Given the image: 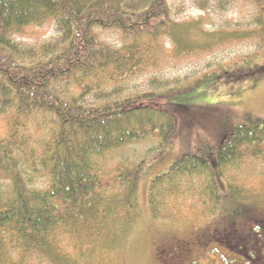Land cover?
<instances>
[{
  "label": "trees",
  "instance_id": "trees-1",
  "mask_svg": "<svg viewBox=\"0 0 264 264\" xmlns=\"http://www.w3.org/2000/svg\"><path fill=\"white\" fill-rule=\"evenodd\" d=\"M171 11L169 0H0V114L10 109L8 130L5 121L0 137V264H94L101 217L112 213L120 201H108L98 192L102 175L98 160L114 149L150 138L165 146L181 122L168 106L138 104L154 98V93L111 99L102 90L108 87L87 82L106 78L108 68L122 69L108 71L114 74L111 80L120 72H136L132 67L138 58L103 40L97 29L158 43L170 35L178 47L183 35ZM258 21L264 24V17ZM45 23L58 36L44 46L39 58L28 60L18 36L27 27ZM234 73L236 80L264 77V68ZM70 82L75 89H61ZM91 94L105 99L88 103L84 98ZM37 115L47 119L50 131L31 145L35 156L30 170L23 162L28 150L12 141L22 132L29 133L30 118ZM8 134L12 141L2 139ZM263 139L262 119L223 132L215 165L222 170L236 163L243 155L242 145ZM37 172L42 181L36 186L32 175ZM218 174L199 155L184 154L151 183L150 203L154 206L157 185L192 175L204 176V185L212 183L213 193L220 196ZM130 188L134 189L133 183ZM246 212L241 228L253 217Z\"/></svg>",
  "mask_w": 264,
  "mask_h": 264
},
{
  "label": "rangeland",
  "instance_id": "rangeland-1",
  "mask_svg": "<svg viewBox=\"0 0 264 264\" xmlns=\"http://www.w3.org/2000/svg\"><path fill=\"white\" fill-rule=\"evenodd\" d=\"M169 3L173 22L179 25L176 29L180 27L183 35L178 47L170 35L158 43L145 37L135 41L117 30L97 29L103 40L125 47L129 57L138 58L132 67L136 72L119 75L120 72L111 80L114 74L108 71L122 69L108 68L106 78L96 82L88 78L87 82L93 80L94 86L108 87L102 90L111 99L154 93V98L141 99L138 104L151 103L161 109L168 106L181 122L178 133L165 146L150 138L114 149L98 160L102 174L98 192L108 201L120 200L116 204L120 207L115 206L116 210L101 217L94 264H244L238 263L234 253L212 235L229 233L236 212L248 211L264 218V139L242 145L243 155L236 163L222 170L215 165L223 132L264 120V77L258 74L241 80L232 78L236 71H255L264 65V24L258 23V18L264 17V0ZM57 36L55 28L45 23L27 27L18 41L27 59L36 60L44 46ZM75 86L64 83L61 89ZM104 99L93 94L84 98L91 104ZM9 110L0 114V137L4 135L5 121L8 130ZM28 128L29 133L22 132L18 139H10V134L2 139L9 138L14 146L20 144L28 150L23 153V162L31 170V158L35 156L31 145L50 131L49 122L37 115L30 118ZM184 154L199 155L219 172L220 196L213 193L212 183L204 185V176H184L157 185L152 206L151 183ZM36 167L40 169L38 163ZM32 178L36 186L42 181L40 172ZM132 183L134 189L130 188ZM250 222L254 221L249 219ZM259 222L253 225L256 233L261 232ZM244 228L243 234L251 230ZM234 229L237 242L241 226ZM204 233L211 236L199 238ZM247 235L243 239L250 238ZM252 245L240 247V253L244 254L245 248L252 249ZM257 246L262 247V242Z\"/></svg>",
  "mask_w": 264,
  "mask_h": 264
},
{
  "label": "flooded vegetation",
  "instance_id": "flooded-vegetation-1",
  "mask_svg": "<svg viewBox=\"0 0 264 264\" xmlns=\"http://www.w3.org/2000/svg\"><path fill=\"white\" fill-rule=\"evenodd\" d=\"M258 225L261 226V232L256 233L253 231V225L252 224H247L246 227L251 228V230L247 233V234H243L245 230V228H241V232L237 233L240 234L239 236V240L237 242H235V231L236 229H234L233 227H230L229 233L225 234L224 236H221L220 234H216L213 233L212 237L216 242H219L220 245L225 244L226 247L230 250V252L234 253V257L236 258V261L239 263L241 262H246L244 264H264V218H262L260 220V223H258ZM247 228V229H249ZM236 234V235H237ZM210 234L208 233H204L201 234L199 238H202L203 240H206L208 238ZM247 235V237L250 238H246L243 239L244 236ZM211 236V235H210ZM251 242H249V241ZM262 242L263 246L259 247L257 246L258 243ZM253 244V245H252ZM252 245V249H243L244 254L240 253V247L243 246H251ZM221 247V246H220ZM257 257L258 259L255 260V258Z\"/></svg>",
  "mask_w": 264,
  "mask_h": 264
}]
</instances>
